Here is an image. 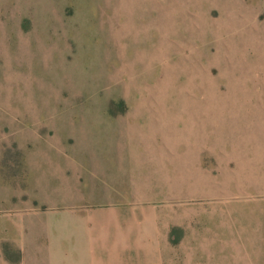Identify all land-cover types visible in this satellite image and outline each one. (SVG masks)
<instances>
[{
    "label": "rangeland",
    "instance_id": "obj_1",
    "mask_svg": "<svg viewBox=\"0 0 264 264\" xmlns=\"http://www.w3.org/2000/svg\"><path fill=\"white\" fill-rule=\"evenodd\" d=\"M118 204L180 264H264V0H0V264Z\"/></svg>",
    "mask_w": 264,
    "mask_h": 264
},
{
    "label": "crops",
    "instance_id": "obj_2",
    "mask_svg": "<svg viewBox=\"0 0 264 264\" xmlns=\"http://www.w3.org/2000/svg\"><path fill=\"white\" fill-rule=\"evenodd\" d=\"M63 163L52 165L51 177L56 180L59 176L62 181L57 184L64 189L78 190L83 180L81 166L67 160ZM65 169H68L69 174H64ZM36 171H40V168L33 167L30 170L29 183L44 190L41 183L47 185L52 182L51 178L44 173L39 183L35 179L32 181L30 175ZM72 205L80 207L83 204ZM100 208L105 215L99 217L97 212ZM50 223L53 226L63 225V231L72 228L64 233L53 232V226L49 229L48 264H164L163 256L167 253L177 257L174 261L176 264L184 263L181 260L183 249L168 248V234L158 232L150 225L149 218L138 220L129 204L98 207L92 215L77 211L50 218Z\"/></svg>",
    "mask_w": 264,
    "mask_h": 264
}]
</instances>
